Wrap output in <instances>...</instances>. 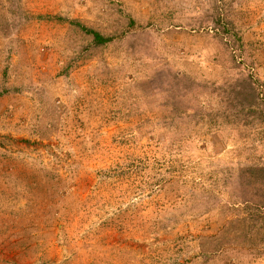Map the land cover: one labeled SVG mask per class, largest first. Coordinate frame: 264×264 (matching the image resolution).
Wrapping results in <instances>:
<instances>
[{
  "label": "rangeland",
  "instance_id": "1",
  "mask_svg": "<svg viewBox=\"0 0 264 264\" xmlns=\"http://www.w3.org/2000/svg\"><path fill=\"white\" fill-rule=\"evenodd\" d=\"M0 264H264V0H0Z\"/></svg>",
  "mask_w": 264,
  "mask_h": 264
},
{
  "label": "trees",
  "instance_id": "2",
  "mask_svg": "<svg viewBox=\"0 0 264 264\" xmlns=\"http://www.w3.org/2000/svg\"><path fill=\"white\" fill-rule=\"evenodd\" d=\"M85 33L87 34H91L94 38V41L97 43V44H105L109 41L112 40L111 37H106L104 36L103 34H101L99 31L95 30V29H92V28H89L79 22H75Z\"/></svg>",
  "mask_w": 264,
  "mask_h": 264
}]
</instances>
